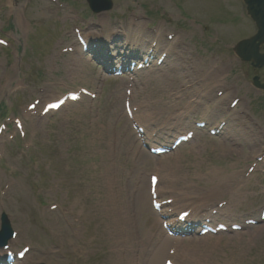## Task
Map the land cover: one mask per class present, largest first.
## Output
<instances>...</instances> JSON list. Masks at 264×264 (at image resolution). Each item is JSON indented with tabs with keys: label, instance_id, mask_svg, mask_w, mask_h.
Wrapping results in <instances>:
<instances>
[{
	"label": "rangeland",
	"instance_id": "1",
	"mask_svg": "<svg viewBox=\"0 0 264 264\" xmlns=\"http://www.w3.org/2000/svg\"><path fill=\"white\" fill-rule=\"evenodd\" d=\"M112 2L111 9L95 14L85 0H0V214L16 232L12 251L30 249L15 264H148L155 256L163 264L170 235L162 234L163 219L151 207L148 177L161 180L157 199L175 195L178 202L216 182L206 172L232 177L211 202L205 200L227 206L216 217L226 230L208 232L202 241L208 263L264 264V92L251 84L253 75L264 79V68L242 62L232 50L255 32L244 3ZM131 19L146 41L159 32L161 47L146 66L137 68L140 59L129 58L116 74L113 68L129 55L127 44L136 56L149 46L129 32ZM103 30L125 49L79 52L76 33L91 38ZM162 33L174 34L172 41L162 40ZM163 49L169 61L156 64ZM178 78L198 85L175 89ZM82 87L88 94L43 113L47 100ZM176 90L182 100L169 123L182 115L186 123L175 131L163 122L168 110L154 105L176 103ZM234 99L241 122L226 124ZM130 102L135 119L125 110ZM217 125L224 127L221 133L211 134L208 128ZM189 129L193 138L172 147L177 132ZM151 131L156 135L149 137ZM149 138L169 149L149 152ZM173 158L177 182L159 170ZM184 184L194 187L181 190ZM234 223L241 228H232ZM177 236L183 246L190 237H202L191 229ZM117 255L130 259L119 261Z\"/></svg>",
	"mask_w": 264,
	"mask_h": 264
},
{
	"label": "bare ground",
	"instance_id": "2",
	"mask_svg": "<svg viewBox=\"0 0 264 264\" xmlns=\"http://www.w3.org/2000/svg\"><path fill=\"white\" fill-rule=\"evenodd\" d=\"M131 23H132L134 28L130 29V33H133V30H134L135 37L140 39L141 38L140 37V35H141L140 26L138 24L134 23L133 21H131ZM162 37H163V33H162ZM141 39L143 40V38H141ZM143 42H144V40H143ZM112 44L116 45V41L115 42L113 41ZM117 44L118 45H123L122 42H117ZM145 44H147V41H145ZM79 47H81V46H79ZM99 47H101L103 49L106 48V46L100 45V43H98L96 45V48H99ZM158 47L160 48L161 45H158ZM140 50H139V52H140ZM146 51L147 50L144 51V54H143L144 56L146 54ZM146 56L148 57V55H146ZM168 61H169V59H166L163 63L166 64ZM184 68H186V67H182L181 70H183ZM179 76L181 77V75H179ZM181 79L178 78L176 80L177 84H176V88L175 89H177V88H187V89H190V90H194V86L198 85L197 82L192 83L191 81H188L187 83L183 84ZM205 79H207V78H205ZM187 84H189V85H187ZM176 92H177L176 95H178V96H175V99H177L176 103H172L171 101H169L168 103L167 102H162L161 106L154 105V108H159V109H161V111H162V109L163 110L164 109L168 110V111H164L167 114V116L166 117H162V118H164L163 122L164 123H168V125L170 127H176V126H179V124H180V122L177 121V117H175L176 118L175 121H172V122L169 123V120L171 119V116L174 115L172 109L180 107V106L177 107V103H180L181 100H182V94H181L180 90H176ZM222 96H225V95H222ZM147 101H149V100H147ZM183 104H184V102L182 103V105ZM205 110H207V109H205ZM188 112L190 113V110H188ZM185 113H187V111ZM239 113L240 112H239V110H236V107L233 108L231 110V118L232 119H229V120H233L234 123H236L237 120L240 121L241 119L239 118ZM205 116H207L206 113H205ZM136 119H138V118H136ZM149 140H150V142H152L151 138ZM177 161H178V158L174 159V161L169 162V163L162 162L161 166L159 168V170H161V171H166V172L169 171L166 174V176L172 182H177L178 181L177 176H176V170H177L176 163H177ZM204 175H208L210 177H215L216 178V182L214 184H212L211 186L204 187V189H206L210 193H203L204 195H200V194L193 195V200L195 202H198L196 200V198H199V199L202 198L201 203H202V201L204 199H211L213 194L216 195L218 191L222 190V188H226L229 185L230 179L232 178L231 176L221 177L219 174H215L214 172H206V173H204ZM160 181L161 180H159L158 183H157V188H158V185H159ZM184 185H186V184H184ZM148 189H149V185H148ZM203 203H204V201H203ZM222 210L223 209H221L220 211H222ZM192 217H198L196 212L190 218H192ZM207 237H209V235H205V237H190L189 240H188V243L186 244V246H183V245H176L175 246L174 243L171 241V240H175V239L166 238L165 240H167V239H169V240H168L167 243L164 244L163 249L166 250L164 255H167V253H168L167 252V247L168 246H171V247L174 246V248H175V253H174L175 259L176 260L183 259L184 261L185 260L188 261V262H182V263L179 262L180 264H209L208 262H212L210 260L209 248L207 249L206 247L202 246L203 239H205ZM121 259H128L129 260L130 257L120 256V255L116 256V260L120 261ZM156 259H158V256H155L154 258L149 259L148 262H150V263H148V264H156Z\"/></svg>",
	"mask_w": 264,
	"mask_h": 264
},
{
	"label": "water",
	"instance_id": "3",
	"mask_svg": "<svg viewBox=\"0 0 264 264\" xmlns=\"http://www.w3.org/2000/svg\"><path fill=\"white\" fill-rule=\"evenodd\" d=\"M93 12H100L111 7V0H87ZM247 14L256 26L253 36L242 39L235 44L233 50L243 61H250L256 67L264 66V53L259 52V46L264 44V0H243ZM253 85L264 90V83L260 84L258 77H253ZM6 217L2 215V229L0 233L1 241H5L10 236V228Z\"/></svg>",
	"mask_w": 264,
	"mask_h": 264
}]
</instances>
